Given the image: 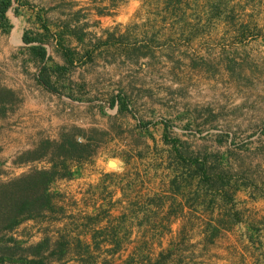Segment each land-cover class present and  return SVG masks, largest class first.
<instances>
[{"label":"rangeland","instance_id":"374dc122","mask_svg":"<svg viewBox=\"0 0 264 264\" xmlns=\"http://www.w3.org/2000/svg\"><path fill=\"white\" fill-rule=\"evenodd\" d=\"M111 3L59 0L55 26L47 15L43 25L36 19L41 32L26 33L38 42L0 85L14 93H0V184L60 165L72 143L83 146L70 164L74 177L51 185L53 212L0 235V264H82L62 256L71 215L111 208L120 185L168 191L189 161L224 183L249 185L231 220L241 229L225 234L244 246L239 264H264V212L243 203L264 193V0ZM39 41L44 70L31 51ZM88 194L96 202L84 200Z\"/></svg>","mask_w":264,"mask_h":264},{"label":"crops","instance_id":"0c3cea01","mask_svg":"<svg viewBox=\"0 0 264 264\" xmlns=\"http://www.w3.org/2000/svg\"><path fill=\"white\" fill-rule=\"evenodd\" d=\"M45 1L46 0H27V3H22V0H12V6L8 9L6 18L2 19L0 17V85L8 84L7 80L9 79L16 58L17 60L22 59L23 53L26 54L27 57V50L31 43L26 44L24 42V35L29 33V30L32 31L33 35L41 32V25L39 27L36 19L40 16L38 20L43 25V16L47 15L48 19L51 20L50 23L55 26V17H51V15H60L59 0H48V7H45ZM34 45H36V43H34ZM102 182L103 179L99 182L101 187L104 185ZM237 186L238 185L234 181L229 180L224 188L226 193H224L225 196L218 195V204L214 206L213 211L215 214H228L229 216L226 221L229 225H219L217 227V224L213 223L215 224L213 227L221 231L225 230L224 233L221 232L220 236L214 239L213 242L212 240L208 241L207 238L206 223L209 217H206V214L202 216V218L205 219L204 221L184 217V215L187 214L184 212V209H188L186 212L189 214L193 212V208L190 207L192 203H187V198H185V200L184 196L180 198L183 214L176 219H169V211L172 209L171 202L167 200V202H164L162 208L159 209L151 200L163 196L171 197L170 189H168V191L156 190L151 192L146 191V193H144L143 190H138L135 185L132 184H130V187L125 186V188L120 185L122 188V198L111 208L105 209V205L98 204L95 207L91 208L88 206L89 208L87 207V209H85L84 215L91 217L96 216L104 210H109V214H111L110 218H107L99 224L93 225L84 223L85 231L88 233L85 239L89 243H92V236L96 233V230H105L109 227L118 228L119 232L116 240L104 243V238L100 237L97 239L102 246V250L99 252L98 264H121L137 247L142 246L145 241H149L154 245V251L152 253L154 261L163 256L165 260L164 264H239L238 261L241 259L242 262H244L242 258L247 256L243 248L244 246L241 245L232 234L230 236V233H227L229 237L225 234L226 231L241 229L239 223L242 222L234 221L231 223L234 217L233 214L238 213L236 209V200L241 193L250 195L249 185L246 184L244 187ZM100 197L103 203V193ZM96 198V195L92 197L88 194L84 197V200L96 202ZM245 200L246 201H243V203L246 204L247 209L251 208L255 212H264L263 192L251 199L247 198ZM259 204L263 209H256ZM197 205L199 207L198 211H200L198 215H202L201 213L204 214L206 212V207L209 206L208 203L203 205L196 204L194 206ZM90 209H94L95 211L91 212ZM78 213L80 214L81 212ZM80 215H83V213ZM223 218L224 217L221 216V219ZM72 225L71 230H82V228L77 229L74 224ZM247 226L250 230L251 226L248 224ZM122 228L129 231L128 238L124 237L125 232L121 230ZM189 230L199 231L195 234H187V237L184 238V235H186L184 231ZM120 243L121 245L123 244L122 247L124 248L116 255H112V251L116 247V244L118 245ZM72 261L75 262V260Z\"/></svg>","mask_w":264,"mask_h":264},{"label":"trees","instance_id":"16d2710c","mask_svg":"<svg viewBox=\"0 0 264 264\" xmlns=\"http://www.w3.org/2000/svg\"><path fill=\"white\" fill-rule=\"evenodd\" d=\"M111 2V7L115 9L123 4L125 0H111ZM11 6L12 0L0 1V17L2 19L6 18V13ZM105 9L99 10V15H109L110 13H106ZM37 40L39 39H31L27 34L24 35V42L26 44L38 42ZM31 51L40 59V67H42V64H44L45 60L48 59L43 42L39 41V45L37 47H31ZM44 68L45 67H42L43 70ZM0 93L6 96H14V93L7 89H0ZM71 146L72 150L66 151L64 154L65 159L60 165L52 161L50 162L52 163V167L50 169L36 170L8 183L0 184V235L4 232L14 231L22 223L28 220H36L39 217L46 218L45 214H50L53 212V209L57 207L55 195L50 191L51 185L58 180L72 179L75 174L72 167L77 166L81 159L82 153L80 152L81 149H83V146L78 143H72ZM179 158L184 160L181 157ZM72 163L74 164L73 166L70 165ZM189 163L190 164L187 174L184 175L182 172L174 171V177L170 182V194L172 196L154 198L151 200V202H153V204H155L156 207L160 209L162 208L164 202L169 200L172 204V209L169 211L168 217L169 219H176L183 214L181 210L182 204L180 202V198L181 196H184V200L187 198V203H192L190 207L193 208V212L190 214L187 213L184 215V217L198 221H204L205 219H203L202 216H205V214L211 209L213 211L214 206L218 204V195L225 196L224 188L226 183L222 182L218 176L211 177L209 169L205 164H200L193 161H189ZM113 176L114 175L112 174H107L105 175V178ZM215 180L220 181L221 184ZM102 183L104 184V182ZM203 184L205 185L204 188L202 187ZM98 187H101V184H99ZM187 190L189 193L185 196L184 192H188ZM207 202L209 206L206 207V212L204 214L201 213L202 215H198L200 214V211H198L199 207L198 205H194H203ZM60 210L65 211L63 207H60ZM109 212V210H104L94 217L86 215H71V220L74 221L72 224H74L77 229L82 228V230H70L66 235L60 237L61 240L66 241L65 244L62 245L65 247V250L62 253L63 258H67L68 255H72L70 260H75V262H82V264H97L99 258L98 253L102 250V246L100 242L97 241V239L101 237L105 239L104 243L111 242L112 240H116V238H118L119 231L117 227H109L105 230H96V233L92 236V243H89L85 239L86 235L88 234L85 231V224H99L100 222H103L107 218L111 217ZM226 217H228V215H226ZM213 223H216L218 227L219 225H226L227 221L225 222L224 219H221L220 215L217 218L214 217V212L209 215L208 221L206 223V233L208 234V241L212 240V242L214 239H217L222 232L218 228L213 227ZM121 230L125 232L124 237L128 238L129 231L123 228ZM143 243L144 244H142V246L137 247L134 252L121 264H164L165 260L163 256H161L160 259L154 261L152 257V253L154 251L153 243H150L149 241H145ZM122 245L121 243L118 245L116 244V247L112 251V255L119 253L120 250L124 248ZM31 263L36 264L40 262L31 261Z\"/></svg>","mask_w":264,"mask_h":264},{"label":"water","instance_id":"95a60500","mask_svg":"<svg viewBox=\"0 0 264 264\" xmlns=\"http://www.w3.org/2000/svg\"><path fill=\"white\" fill-rule=\"evenodd\" d=\"M110 165H114L113 163H110Z\"/></svg>","mask_w":264,"mask_h":264}]
</instances>
